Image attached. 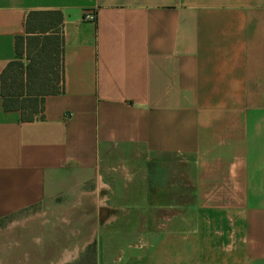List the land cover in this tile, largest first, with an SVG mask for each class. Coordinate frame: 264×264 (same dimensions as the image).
I'll use <instances>...</instances> for the list:
<instances>
[{
    "label": "crops",
    "instance_id": "crops-1",
    "mask_svg": "<svg viewBox=\"0 0 264 264\" xmlns=\"http://www.w3.org/2000/svg\"><path fill=\"white\" fill-rule=\"evenodd\" d=\"M35 10L63 13L64 92L24 122L1 76ZM127 184L179 210L122 215ZM89 198L75 232L59 207ZM178 217L194 241L164 230ZM6 220L0 264H87L94 243L93 264H264V0H0Z\"/></svg>",
    "mask_w": 264,
    "mask_h": 264
},
{
    "label": "trees",
    "instance_id": "trees-1",
    "mask_svg": "<svg viewBox=\"0 0 264 264\" xmlns=\"http://www.w3.org/2000/svg\"><path fill=\"white\" fill-rule=\"evenodd\" d=\"M64 47L63 13L31 11L26 34L16 40V58L1 76L5 110L20 111L24 122L44 119L45 98L64 92ZM87 249L95 252L96 244Z\"/></svg>",
    "mask_w": 264,
    "mask_h": 264
},
{
    "label": "rangeland",
    "instance_id": "rangeland-1",
    "mask_svg": "<svg viewBox=\"0 0 264 264\" xmlns=\"http://www.w3.org/2000/svg\"><path fill=\"white\" fill-rule=\"evenodd\" d=\"M24 62L28 63L27 59L24 58ZM134 189H138V196H136L137 200L135 201H130V202H121L119 203L120 205H122V208L120 209V214L122 215H126L129 216L130 218H134L135 220H141L142 218H144L146 216V213L148 212L150 215V211L151 210V206L154 208H161V209H167V206L170 207V212L171 214H176V212L179 210V208L170 205L169 203H166L165 201H158V202H147L144 200V190L145 187L143 185H139L134 186V185H121L118 188V194H126L129 193L130 191L132 192ZM40 209L42 208H48L47 206H41L39 207ZM64 208L65 210L67 209V211H70V218H68L69 221L73 220V227L75 229V232L77 231L78 228L81 229V225H83V227L85 228H89L90 225H92L94 223L95 220H93L92 218H83L80 216L81 211L85 210V211H96L97 209V203L92 202L91 198H89L88 200H83L81 202H68V203H64V207H59ZM168 210V209H167ZM182 210V209H181ZM148 215V214H147ZM146 219V217H145ZM183 219L184 218H171L167 220H164V230H167L168 228L173 232L175 231V235L180 239V240H186V242H192L194 241V235H193V231H192V227L188 226V225H184L183 224ZM150 223L152 224V222H155V219H149ZM9 222L6 221H0V227L1 226H6ZM140 225V224H139ZM148 227V225H147ZM138 230H140V226L138 228ZM76 237H80V235L78 233H75ZM88 235L86 234V237ZM144 239L146 241H149V239H147V235H143ZM137 238V239H136ZM139 239H141V237L139 236V238L136 235H132L131 237L127 238V239H119V243L122 242L123 248L127 249V245L129 243L132 244L131 249L134 248V245L136 243H138ZM88 249L85 250V255H84V259L86 260V263L88 264H93L95 257H96V251L94 252L93 250L88 252Z\"/></svg>",
    "mask_w": 264,
    "mask_h": 264
},
{
    "label": "built area",
    "instance_id": "built-area-1",
    "mask_svg": "<svg viewBox=\"0 0 264 264\" xmlns=\"http://www.w3.org/2000/svg\"><path fill=\"white\" fill-rule=\"evenodd\" d=\"M96 19H97V13H96V11H90V12H88L85 15V20H87V21L94 22V21H96Z\"/></svg>",
    "mask_w": 264,
    "mask_h": 264
}]
</instances>
